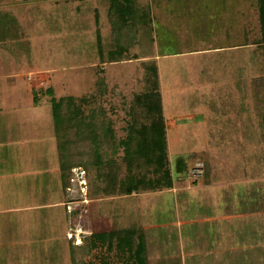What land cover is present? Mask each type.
<instances>
[{"label":"rangeland","instance_id":"rangeland-1","mask_svg":"<svg viewBox=\"0 0 264 264\" xmlns=\"http://www.w3.org/2000/svg\"><path fill=\"white\" fill-rule=\"evenodd\" d=\"M69 2L70 6L82 3L80 11L71 13L69 6L62 10ZM102 3L0 0V52L3 48L10 55L6 64L0 65V72L11 69L22 75V81L27 75L34 89L29 93L37 103L32 111L33 137L30 131L23 139L28 151L33 138L34 157L27 162L16 160L14 170L19 174L7 182L11 188L0 192V206H23L31 201L38 205L30 211L0 214V264H102L104 258L109 264H133L127 253L122 255L114 248L112 252L91 250L88 245L92 233L130 228L135 231L133 248L140 240L144 244L146 264H192L193 259L197 264L207 256H190L182 247V237L185 244L191 243L190 234L215 233L219 227L241 235L248 225L238 220L236 206L251 205L252 210L258 207L264 211L263 57L250 49L248 59L244 50L231 51L225 53L230 58L225 64L228 57L219 60L223 54L215 55L218 60L206 53L182 54L161 63L156 58L133 59L132 63L109 65V71L102 73L96 41L100 33L95 29ZM119 18L115 20L119 22L117 29H122ZM136 21L140 27L138 46L132 48L133 41L128 39L136 33L129 32L126 37L124 29L115 33L114 43L120 40L124 57L156 56L163 46L159 45L162 34L155 31L147 16L141 14ZM87 28L92 31L86 33ZM184 34L185 39L177 40L176 47L165 43V53L185 51L193 43L200 49L208 46L206 29L194 31L192 39ZM148 92L158 103L161 99L166 126L167 121L172 122L167 139L173 185L150 187L146 179L129 194L124 192V181L131 172L156 177L144 157L131 166L122 143L135 137L134 128L150 123L146 116L154 108L142 97ZM68 97L74 99L73 105H64L66 118L59 123L53 101ZM83 98L86 101L82 102ZM22 104L25 107L30 102ZM79 115L87 123L91 118L98 135L84 121L77 124ZM104 130L111 133L105 135ZM63 154L71 166L68 182L62 176ZM59 165L61 178L58 173L55 192L50 191L48 179ZM7 166L3 161L0 170L8 172ZM33 167L41 180L39 190L30 193L31 176L27 173ZM224 215H231V219L216 218ZM260 216L258 231L261 226L264 229V213ZM208 217L216 220L201 221ZM249 256L250 252L247 259Z\"/></svg>","mask_w":264,"mask_h":264},{"label":"crops","instance_id":"crops-1","mask_svg":"<svg viewBox=\"0 0 264 264\" xmlns=\"http://www.w3.org/2000/svg\"><path fill=\"white\" fill-rule=\"evenodd\" d=\"M99 1H103L102 5L100 4L102 6L101 10L99 9V13L103 16H99V13L96 14L95 23H97L95 29H98L100 33L96 35V41L97 47L100 49L98 50L101 59L99 60V70H102V73H107V71H109L107 69L109 65L114 66L117 64L132 63L133 59L144 61L156 58L158 61L160 60L161 63L163 59L181 56L182 54L199 55L201 53H206L210 54L211 57H214L216 60L219 58L215 57L216 54H223L219 60L223 59V57H228L224 59L226 64L230 63V58L226 56L225 53L244 50V56L248 59V52L250 49L251 51H255L256 55H260L264 59L262 0H118V3L125 7V9H120L119 11L113 9V7H115L113 0ZM83 2L86 3L87 1ZM77 4L78 3L70 6V2L65 3L62 10H66L64 8L69 6L70 8L68 10H70L71 13L79 12L81 5L78 6ZM94 7L96 9L97 5ZM141 14L147 16L151 26H155V31H160L162 37L160 38L159 45L163 46L160 52L154 57L148 55H135L133 58H130L131 56L124 57L119 50L120 40H118V43H114L117 41V35H115V33L117 32L119 34L122 29H124L127 37L129 32H135L136 37H128V39L133 41L130 45L132 48L138 46L140 27H138L136 19L137 16ZM102 18L105 20L103 21ZM116 18H119L123 22L122 29H117L119 22L115 21L117 20ZM67 27L68 30H74L72 26ZM201 27L208 32L207 47L200 49L197 43H193L191 48H187L185 51L165 53V43L175 44L179 39L183 42L185 39L184 33L190 34L189 39H192L194 31L199 32ZM76 30H79V28ZM85 31L88 33L90 28H87ZM165 37H167L166 40ZM105 47L108 48L107 52L103 50ZM1 52L0 65H4L6 64V60L10 58V55L7 51L3 50V48ZM105 55L108 56L107 59H105ZM239 62L242 64V59L239 60ZM244 62L246 63V60H244ZM111 74L113 75V71H111ZM25 76L26 80L22 81V75H17L11 69L6 68L4 72H0V93L3 94V96H0V164L3 161H7L8 163V172L0 170V192H3V189L7 186L11 188L9 186L10 183L7 182L9 180L11 181L12 178L14 179L15 176L19 174L14 170L16 167V160L19 161L23 159V161L27 162L26 159H33L32 157H34L33 138L31 139V149H28V151L25 150L27 143L23 140L28 138L30 131L33 137L34 114L32 111L34 108H37L35 97L33 102L29 93V91L34 92L33 85L27 80V75L23 77L25 78ZM23 97L26 98L25 101ZM22 101L30 102V104L24 107ZM171 125L172 122L167 121V127ZM245 137H247V133ZM54 170V173L51 172L52 175L51 179H48V184L51 186L49 190L55 192L54 181L57 180L58 173H60L61 178L60 165L59 168L56 167ZM38 174V170H34V167L27 173V175L31 176V180L29 181L30 185H28L30 193L39 190L38 185L41 179H38ZM59 185L60 183L57 185V189ZM205 185L211 184L207 183ZM14 191H16V189L10 192ZM230 196L231 195L228 197L229 199L231 198ZM236 200H238V198ZM202 202L205 204L206 200H202ZM37 206L32 201L23 206H0V214L12 212L20 213L22 209L30 211L34 210ZM239 206H241L240 209ZM236 212L239 218L238 220H242L241 222L243 224L247 222L248 225L246 228H243L241 233L242 236L238 234L234 235L231 231H224L223 229L225 228L219 227L220 231L215 233L200 231L196 234H190L191 243L185 244L182 237V247L189 251L188 254L190 256H207L204 261V258H202V261L200 259L197 264H264V229H262L261 226L259 231L257 230V226L262 225L260 213L263 214L264 211L258 209V207L252 210L251 205L241 204L236 206ZM216 218L231 219V215H224ZM207 219L216 220L214 217H208L203 218L201 221H206ZM233 240H239V242ZM248 252H250L249 259H247ZM240 254H244L246 257L240 258ZM195 263L196 261L193 259L192 264Z\"/></svg>","mask_w":264,"mask_h":264},{"label":"trees","instance_id":"trees-1","mask_svg":"<svg viewBox=\"0 0 264 264\" xmlns=\"http://www.w3.org/2000/svg\"><path fill=\"white\" fill-rule=\"evenodd\" d=\"M115 7L114 10L125 9L124 5H120L118 0H113ZM262 20L264 21V0H262ZM147 100V104H150L152 110H148L150 113L149 116H146V119L150 120V123L143 125L139 129H133L135 132V137L126 138L122 143L125 146V158L129 159V163L133 166L135 163L139 164L138 161L141 157L146 158L149 165H151L156 172V177L154 179L147 178V176H138L136 173L131 172L129 176L126 177L124 184L126 185L124 192L131 194L132 192L138 190L142 185L145 184L146 179H149L150 187H158L160 189L171 188L173 185V180L171 176V170L168 166V139H167V126L165 124L163 116V108L160 103L161 99L159 98V103L155 100L153 93H145L142 97ZM70 98V99H69ZM73 98L68 97L62 98L60 100L53 101V112L54 116L57 117L59 123L62 120H65L66 116L63 112V107L65 104L73 105ZM82 102L86 101L85 98L81 99ZM157 103V104H156ZM77 110V109H76ZM80 109L75 113L78 114ZM74 113V114H75ZM81 118L79 123H84V116H78ZM84 117V118H83ZM83 118V119H82ZM84 121V122H83ZM63 122V121H62ZM61 122V123H62ZM86 125H89V129L94 135H98V128L94 122H85ZM79 126V125H78ZM78 126L76 128H78ZM105 131V130H104ZM111 133L110 131H105V135ZM135 143V144H134ZM98 143L96 146V160L99 163L102 161L101 155L98 152ZM63 149V148H62ZM133 164V165H132ZM71 171V166L66 161V156H62V176L65 182H68V173ZM135 235L134 229H126L123 232L116 230L112 231H102L98 233H92L89 236L88 245L90 249L105 248L107 251L112 252L113 248L118 253L124 255L123 253L128 254V258L132 260L133 264H146L144 257V244L142 240L137 243V247L133 248V238ZM140 238V237H139ZM142 239V238H140ZM107 247V248H106ZM117 249V250H116ZM119 250V251H118ZM102 264H109V261L106 258L100 260ZM126 264V263H123Z\"/></svg>","mask_w":264,"mask_h":264},{"label":"built area","instance_id":"built-area-1","mask_svg":"<svg viewBox=\"0 0 264 264\" xmlns=\"http://www.w3.org/2000/svg\"><path fill=\"white\" fill-rule=\"evenodd\" d=\"M29 79H33V76L30 75V76H29ZM40 81H43L42 76H41V80H40Z\"/></svg>","mask_w":264,"mask_h":264}]
</instances>
